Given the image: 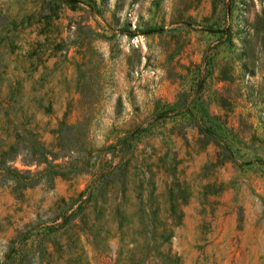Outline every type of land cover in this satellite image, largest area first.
I'll return each instance as SVG.
<instances>
[{"label": "rangeland", "instance_id": "obj_1", "mask_svg": "<svg viewBox=\"0 0 264 264\" xmlns=\"http://www.w3.org/2000/svg\"><path fill=\"white\" fill-rule=\"evenodd\" d=\"M83 115L94 148L130 137L121 189L89 183L79 153L30 186L0 170V264H136L149 192L147 227L172 229L155 241L181 264H264V0H0V139L25 118L51 141ZM217 139L233 161L217 163Z\"/></svg>", "mask_w": 264, "mask_h": 264}, {"label": "trees", "instance_id": "obj_2", "mask_svg": "<svg viewBox=\"0 0 264 264\" xmlns=\"http://www.w3.org/2000/svg\"><path fill=\"white\" fill-rule=\"evenodd\" d=\"M203 113L206 114V111L203 110ZM87 121V117L84 118V115L70 123L62 118L58 121L57 127L54 130L55 135L53 140L47 141L41 138V135L37 131H34L33 128L26 125L25 118H22L20 122L9 120L12 140L4 143L0 139V170L11 176L17 185L30 186L37 182L39 178L48 180L52 177L57 167L56 164L51 163L52 159L79 153L76 156V159L80 160L78 165L83 168L82 170L89 172L92 176L89 183L95 184L94 186H100L104 181H118L117 184L121 189L124 182L123 168H125V154L133 146L130 142V137L127 133L114 134L110 140L106 139L97 148H94L89 139L86 138L88 132V127L86 126ZM138 126L140 125L137 124L132 127L133 130L135 129V132L141 128ZM134 131L132 132L134 133ZM197 131L204 138H216L212 126H207L203 123L198 124ZM215 144L217 146V163H222L225 160H234L232 149L226 140L217 139ZM94 150L102 151L105 154L109 152L112 158L100 160L95 156L92 161H89ZM16 155H20L23 162H45V165L40 169H18L7 163L9 159H12ZM174 184L179 185L175 181H171L167 185L165 202L169 223L177 224L182 214L177 199L184 200L185 195L183 193L181 195H175L173 191ZM90 190L88 189L85 197L78 199L76 204L78 210H81L84 206V201L91 194ZM180 192H182V189H180ZM150 195L151 193L149 192L139 206L143 231L146 237L143 241V250L140 257L135 259V262L136 264H144V262L145 264H150V256L152 255V258L157 260L156 264H181L180 256L177 253L171 251L169 247L160 249L155 241L156 238L160 239L158 243L168 241L172 234V229H167L164 223L161 224L159 230L153 224L147 227L151 223V215L155 212V207H151ZM115 208V212L121 215L122 211L118 209V206Z\"/></svg>", "mask_w": 264, "mask_h": 264}]
</instances>
